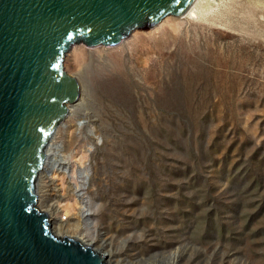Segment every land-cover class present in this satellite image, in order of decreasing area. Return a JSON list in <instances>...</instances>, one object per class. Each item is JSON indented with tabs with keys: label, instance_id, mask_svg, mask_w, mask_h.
<instances>
[{
	"label": "rangeland",
	"instance_id": "obj_1",
	"mask_svg": "<svg viewBox=\"0 0 264 264\" xmlns=\"http://www.w3.org/2000/svg\"><path fill=\"white\" fill-rule=\"evenodd\" d=\"M196 11L111 46L137 71L138 85L118 92L123 128L99 132L85 116L70 123L80 89L36 178H52V203L61 213L75 206L79 235L109 237L106 249L122 264H166L184 243L240 247L247 232L253 253L264 248V0H199ZM106 139L121 144L110 149ZM106 196L109 213H99Z\"/></svg>",
	"mask_w": 264,
	"mask_h": 264
},
{
	"label": "water",
	"instance_id": "obj_2",
	"mask_svg": "<svg viewBox=\"0 0 264 264\" xmlns=\"http://www.w3.org/2000/svg\"><path fill=\"white\" fill-rule=\"evenodd\" d=\"M193 2L0 0V264H106L90 246L56 235L37 206L50 136L80 95L64 57L81 40L117 45Z\"/></svg>",
	"mask_w": 264,
	"mask_h": 264
},
{
	"label": "bare ground",
	"instance_id": "obj_3",
	"mask_svg": "<svg viewBox=\"0 0 264 264\" xmlns=\"http://www.w3.org/2000/svg\"><path fill=\"white\" fill-rule=\"evenodd\" d=\"M198 1L199 0H194L190 7L182 15L173 16L177 18H198L199 12L197 13L196 11ZM79 42L82 43L79 45H72L70 51L68 50L64 57L65 69L68 70V73L74 75L78 79L81 89L80 102L75 104L73 109L69 108L71 110V118L69 121L72 123L77 116H85L90 122L95 124L96 130L99 132L108 134H111L112 131L119 132L120 129L123 128L126 118L119 103L118 92L122 87L126 89V92L128 91V93H130V88H134L138 85L135 77L137 71L130 64V60L126 59L125 57H121L119 52H117L118 50H112L111 46L100 44L96 45L93 50L89 51L87 50L88 47L86 48V42L84 40ZM109 126H111V129ZM110 141L109 139H106L105 141L106 144H110V149H113L115 146L121 144L119 142L110 143ZM72 145H76L73 137L69 139L66 147L68 146L67 148H69ZM70 149L71 148L68 150ZM70 155L73 157V152H71ZM129 167H132L130 161L124 168V170L128 169L126 176L130 175ZM108 175L105 176L106 185H110V178ZM39 179L40 180L36 185V192L38 196L37 204L40 210L44 211L48 215L50 227L52 228L51 230L58 236L74 238L82 242L84 245L90 246L95 252H98L100 255L104 256L106 264H122L119 261L113 259L115 254L114 248H111L110 250L106 249L107 246L111 244L109 237H102L100 235V237H102V239H100L103 240L101 243L99 237L92 241L85 240L79 235V222L71 223L70 221L72 213L71 211L75 208V206L73 207L67 204L65 206V212L63 211V213H61V207L52 203V200L57 197L56 192L50 193V197L47 195L49 194L50 188H52V191H55L54 180L49 178L47 175H41ZM66 194L67 196H73L69 191V186L66 190ZM146 198L148 199V197ZM144 201L146 200L144 199ZM108 202V197L106 196L103 202V208H100L99 213H109L108 209L110 205ZM123 203L126 204V202ZM128 203L134 204L135 200L133 199L128 201L127 204ZM263 207L264 204H261L260 209ZM79 212L80 210L78 213ZM78 221H80V219ZM246 238L247 241H243V239L239 240L242 244L240 247L234 246L232 242H226L212 245L211 251L209 250V247L200 249L198 247L195 248L196 246L191 247L184 243L176 250L169 253L166 264H182L181 260L185 254L188 255L185 261L186 264H194V258L199 255H206L205 260L200 262V264H264V248L261 252L253 253L250 249L251 242L249 239L251 236L249 232H247ZM261 240L264 242L263 238ZM261 240H259L260 244H262ZM147 264L157 263L148 262Z\"/></svg>",
	"mask_w": 264,
	"mask_h": 264
}]
</instances>
